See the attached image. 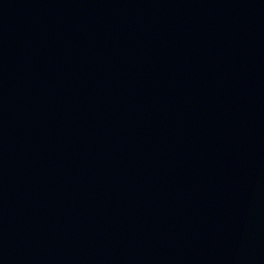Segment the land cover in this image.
<instances>
[{"label":"water","instance_id":"1","mask_svg":"<svg viewBox=\"0 0 264 264\" xmlns=\"http://www.w3.org/2000/svg\"><path fill=\"white\" fill-rule=\"evenodd\" d=\"M0 264H264V0H0Z\"/></svg>","mask_w":264,"mask_h":264}]
</instances>
